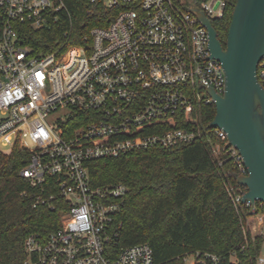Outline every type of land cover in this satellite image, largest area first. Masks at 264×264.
Instances as JSON below:
<instances>
[{
	"label": "built area",
	"instance_id": "1",
	"mask_svg": "<svg viewBox=\"0 0 264 264\" xmlns=\"http://www.w3.org/2000/svg\"><path fill=\"white\" fill-rule=\"evenodd\" d=\"M70 0H0V151H27L21 177L40 189L32 206L64 200L60 226L46 237L27 236L23 264H154L145 243L121 247L116 223L123 185L92 187L87 163L154 146L195 141L197 129H170L123 138L133 127L199 105H214L207 92L222 95L225 76L210 57L207 29L195 9L212 23L225 0H78L86 13L102 7L106 26H94L83 46L58 41L49 52L23 41L29 33L60 31L67 39ZM87 39L89 41L87 42ZM264 88V58L257 70ZM78 126L72 127L73 124ZM224 152L245 168L226 134L213 129ZM216 157L219 147L212 148ZM50 192V193H48ZM55 192V193H54ZM233 205L244 193L227 191ZM254 214V205L244 203ZM259 217V216H253ZM185 264H219L212 254L186 255ZM256 264H264L257 258Z\"/></svg>",
	"mask_w": 264,
	"mask_h": 264
},
{
	"label": "trees",
	"instance_id": "2",
	"mask_svg": "<svg viewBox=\"0 0 264 264\" xmlns=\"http://www.w3.org/2000/svg\"><path fill=\"white\" fill-rule=\"evenodd\" d=\"M225 1L223 16L212 21L223 45L236 0ZM69 5L72 16L71 25L66 24L67 39L52 27L29 33L23 44L44 53L57 41L83 46L90 28L106 26L110 20L111 12L102 7L88 14L78 0H70ZM214 116V105H199L188 113L133 127L123 138L191 128L199 130L200 136L188 144L154 146L87 163L92 187L120 184L127 190L115 216L121 227V247L148 244L154 264H185L184 256L193 254L216 255L219 264L257 263L263 237L251 235L246 220L264 215V204L256 202L254 214L244 204L233 205L227 191L240 194L246 189L238 184L237 163L208 128ZM215 146L219 147L216 157L212 153ZM27 159V151L18 148L8 154L0 151V264H23L25 238L31 234L46 237L60 226L64 200L55 197L49 201L52 208L32 206L40 189L20 175Z\"/></svg>",
	"mask_w": 264,
	"mask_h": 264
},
{
	"label": "water",
	"instance_id": "3",
	"mask_svg": "<svg viewBox=\"0 0 264 264\" xmlns=\"http://www.w3.org/2000/svg\"><path fill=\"white\" fill-rule=\"evenodd\" d=\"M208 31L210 57L221 63L225 87L212 89L214 119L209 129H220L240 155L245 175L238 184L246 191L241 203L264 204V88L257 70L264 58V0H236L224 45L207 17L194 10Z\"/></svg>",
	"mask_w": 264,
	"mask_h": 264
},
{
	"label": "crops",
	"instance_id": "4",
	"mask_svg": "<svg viewBox=\"0 0 264 264\" xmlns=\"http://www.w3.org/2000/svg\"><path fill=\"white\" fill-rule=\"evenodd\" d=\"M255 220V221H254ZM246 224L249 225L251 224L252 228H251V231L255 233H251L253 236L255 235H259V233H257V231H262L263 229V226H264V215H261L259 217H250L246 220Z\"/></svg>",
	"mask_w": 264,
	"mask_h": 264
},
{
	"label": "rangeland",
	"instance_id": "5",
	"mask_svg": "<svg viewBox=\"0 0 264 264\" xmlns=\"http://www.w3.org/2000/svg\"><path fill=\"white\" fill-rule=\"evenodd\" d=\"M251 226H252L251 224L247 225V227L249 228L250 232L253 234V233H255V231L254 232H252L253 230L251 231V228H252ZM257 233H259V235H262V237H263V241H262L261 249H260L259 260H264V226H263L262 231H260V232L257 231ZM232 261H234V258H232Z\"/></svg>",
	"mask_w": 264,
	"mask_h": 264
}]
</instances>
